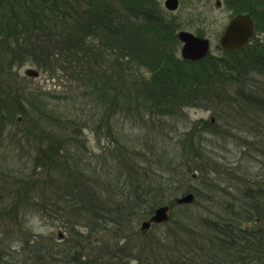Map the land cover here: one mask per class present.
I'll list each match as a JSON object with an SVG mask.
<instances>
[{"label": "rangeland", "instance_id": "obj_1", "mask_svg": "<svg viewBox=\"0 0 264 264\" xmlns=\"http://www.w3.org/2000/svg\"><path fill=\"white\" fill-rule=\"evenodd\" d=\"M90 1L106 8L112 7L111 2L114 3L113 6H119L116 7L117 12L112 9V23L115 22L119 27L139 23L138 19L122 16L125 11L118 0ZM164 1L153 0L163 19L177 21L179 24L180 28L174 32V39L162 37L161 47L157 45L154 48L156 41L154 38L150 39L151 32L143 24H138L135 39L129 41L124 38L126 30L122 35L124 41L112 34L116 44L120 48L124 47L128 54H125L126 58H121L120 54V59L117 56L115 61L112 57L106 71L102 70V65L106 69L105 64L99 60L98 71L79 72L73 55L59 50L63 45H57L56 48L52 46L54 49H50L48 54L57 55L53 56L52 66L46 69L36 67L31 61L22 62L23 57L19 52L16 53L17 56L0 52V58H4L6 65L9 64L8 76L0 77L15 82L19 89L23 88L22 100L36 99L38 96L53 111L54 119L43 124L49 126L47 129L53 132L54 137L61 136L60 139L65 140L63 145L67 148L63 154L58 153L56 156L62 160L60 164L70 168V171L77 167L76 181L82 182L81 187L90 182L91 187L96 184L97 195L91 207L96 208L94 210L99 220L105 218L95 220L83 205L76 206L74 201L61 206L63 202L58 201V196V202L52 199L56 204L46 209L44 204L46 200L51 203V193L55 197L70 187L65 185V181L71 182L74 174H65L61 170L49 175L42 171L38 185L42 188L39 191L41 198L36 200L40 209L25 208L26 198L14 200L11 192L17 188L26 189L30 184L22 185L17 179L8 184L6 175L25 179L32 173L34 159L38 158V153L31 151V146L38 142H42L43 147L47 144L43 137L37 138L39 134L37 135L36 124L39 121L35 117L28 119L22 112L12 113L11 116L0 113V194L5 197L0 204L7 207L5 211L1 210L0 216L6 210L9 212L11 208L14 209L10 216L0 218V264H38L32 245L39 246L38 254L43 253L44 258L48 257V253L45 254L43 250L47 246L57 252L58 258L65 257L63 255L69 250L77 251L82 256L75 262L77 264H93V261L95 264H114L110 257L112 255L116 259L117 254L120 257L132 255L128 258L129 264H136L137 254L141 253V258L148 257L145 248L138 252L140 243L152 240L173 243L172 232L180 233L177 226L180 222L189 221L187 215L190 209L213 216L220 213L217 203H243L245 190L253 194L258 187H264V133L261 131V128L264 131V118L254 119V116L260 115L261 108L255 107V112L243 108L248 106L246 101L252 98L250 93L245 92L243 99L241 95L237 98L234 92L215 95L212 87L205 85L208 80L202 78L203 86V80L199 79L203 74L200 73L197 78L202 81V85H194V90L190 93H178L185 106L178 105L173 111L174 105L180 104L179 102L155 104L144 101L143 98L135 105L139 110L123 101L120 105L108 103V100L100 101L98 95L89 89V84L99 73L100 77L108 79L111 90L114 89L110 91L116 92V96L124 93L145 96L141 85L152 82L153 75L157 74L154 72L157 64L172 65L176 60H181V43L177 39L179 31L208 39V56L215 59L224 57V51L219 48V36L229 23L231 15L239 10H256L253 11V19L258 18L257 29L262 33L255 35L248 47L264 51V45L258 43L261 41V34H264V0H178L179 5L175 11L166 10ZM217 2L220 5L217 6ZM83 11L90 12L91 8L81 5L80 12ZM61 26L59 24L57 27ZM99 26H103V23ZM102 47L99 50L106 52ZM158 47L160 58L162 57L159 63L152 54L159 52ZM138 49L139 54L136 52ZM144 51L143 56L141 54ZM149 56L154 60L155 67L152 69L149 65L151 62H148ZM141 57H144L145 62H138ZM28 68L38 71V76H25L24 72ZM259 71L248 76L247 84H257L264 91V68ZM80 73L91 81H76L75 78H79L76 75ZM94 73L95 76L92 75ZM124 81L127 82L126 87L120 89ZM236 100L242 106L235 105ZM29 102H21L26 112H30ZM102 108H107L108 111ZM103 115L107 118L102 122L100 119ZM106 131L108 139L103 134ZM112 138L117 142L111 141ZM118 147H123L124 151L118 150ZM39 152L43 154L41 150ZM11 185L15 187L12 188ZM160 185L162 190H159ZM50 186L53 190L47 195L45 191ZM188 192L195 195V200L188 206L173 207L169 223L152 225L142 237L135 235L140 233L141 223L152 214L151 212L144 219H139L140 211H148V207L156 201H161L164 205L173 203L176 198ZM32 193L35 194L33 191ZM87 201L86 204L90 202ZM248 202L251 203V200ZM110 209L115 214L109 218L107 212ZM124 209L127 214H134L131 218L134 222L128 225L121 221L118 226L115 222L117 213ZM69 217L77 218L71 220ZM53 264L63 263L55 261Z\"/></svg>", "mask_w": 264, "mask_h": 264}, {"label": "trees", "instance_id": "obj_2", "mask_svg": "<svg viewBox=\"0 0 264 264\" xmlns=\"http://www.w3.org/2000/svg\"><path fill=\"white\" fill-rule=\"evenodd\" d=\"M118 1L123 11H125L122 13V16L124 15L134 20L138 19L137 21H139V23L125 27H119L115 22L112 23V9L116 11V7L119 6H113L114 3L111 2V0V6L114 8H106L103 7V5L99 6L95 1L91 2L90 0H10V3H4L5 5L7 4L5 9L0 6V13L4 12L3 15L0 14V52H9L11 56H15L16 53L19 52L23 57V61L21 60L22 62L31 61L36 67L46 69L52 66L51 62L53 61V56L57 55L48 54L50 49H54V46L56 48L57 45H63L59 50L62 53L68 51L69 55L72 54L77 62L76 65L79 72L85 73L88 72V70H90V72L98 71L100 66L97 63L100 61L106 66L105 69L102 65V70L106 71L110 66L108 63L112 62V57L114 61L117 56L118 58L120 57V54L121 58H126L125 54H128L126 53L127 50L125 51L124 47L120 48V45L116 44V40L114 41L112 34H115V36L118 35V37H121L123 40L122 35L124 36L126 30L124 38L127 41L135 39L134 35L138 32V24L139 26L143 24V26L148 29L147 31L151 32L150 39L154 38V41H156L154 42L156 43L154 48L157 45L161 47L162 37L174 39V32L180 28L179 24L177 21L173 22L168 19H163L162 14L156 9L157 7L153 0ZM81 5L89 6L91 11L80 12ZM256 21L258 20L256 19ZM102 23L103 26H99ZM59 24L62 25L60 28L57 27ZM127 37H130V39ZM73 43H75V45ZM89 47L92 48L89 49ZM100 47L105 48L107 51H103L102 53L101 50H99ZM159 50L160 48L158 51ZM138 51L139 49L136 50L139 54ZM152 54L157 57L159 63V59L162 58H160V51ZM141 55L144 56L145 51ZM148 58V62H151L149 65L152 69L155 67L154 60L152 56ZM138 62H145L144 57H141ZM8 65L5 64L4 58H0V76H8ZM186 66L187 69L185 68ZM260 68H264V51L255 47L246 46L240 50L224 52V57L220 59H215L207 55L197 62L176 60V63L173 62L172 65L161 64L159 66V64H157L156 68H154V72L157 74L153 75L152 82L143 83V85H141L143 92L146 94L145 96H141L139 93L135 95L124 93L122 96H116V92H111L114 91V89L111 90V84L107 83L108 79L100 77L99 73L96 74V76L95 73L92 74L95 76L92 81L88 77L82 76L81 73L80 75H76L79 78L75 79L76 81H84L85 83L91 81L89 89L95 95H98L97 98L100 101L105 102V100H108V103L115 102L117 105H120L123 101L134 106L139 104L143 98L144 101H151V103L155 104H161L160 102L172 104L179 102L180 104L174 105L173 111L176 110L178 105L179 107L185 106V103L180 99L181 95H178V93H190L194 90V85H202V81L199 79H206L208 81H205V85L212 87L211 90H213L215 95L221 93L226 95L234 92L237 98L241 95L243 99L245 98V92L250 93L252 98L249 99V101L245 100L248 106L244 105L245 107L243 108H245L246 111L251 110L253 112H255L254 109L261 108L262 111L259 113L260 115L257 117L254 116V119H262L261 117L264 118V91L262 88H259L257 84H247L248 76L260 72ZM200 73L203 75L198 79L197 77ZM196 79H198L199 82H197ZM123 84L124 85H121L120 89H123L124 86L126 87L125 84H127V82L125 83L124 81ZM83 86L87 88L86 85ZM120 89L119 91H121ZM22 93H24L23 88L19 89L15 82H9L8 79L0 77V113H4L5 116H11L12 113L17 112L21 114L22 112L23 115L28 116V119H33L35 117V120L39 121L36 124L37 135L39 134L37 138L43 137L47 145L43 147L42 142H34L36 144L31 146V151H36L38 153V158L34 159L35 164L31 168L32 173L26 176L25 179L21 176H16L14 178V176L6 175L5 180L8 184L15 179H17V181L19 180L22 185L30 184L28 188L23 190L17 188L12 191V189L9 188L12 191L11 197H13L14 200L26 198L27 204L25 208L40 209L36 200L37 198H41L39 191L42 188L41 185L40 187L38 185L39 182H41L42 171L45 173L47 172L48 175L51 172L58 173L61 171L66 172L65 174H74L72 175L73 178L70 179L71 182L65 181V185H70V187L64 189L59 195L56 194L55 197L54 193H51L49 202L52 199L56 200L57 196L59 197L58 201L63 202L62 204L60 203L61 206L74 201L76 206L83 205V207L95 217V220H99L97 212L94 210L96 208L91 207L94 205V199H96L97 195L96 184L94 183L91 187L89 185L90 182L81 187L82 182L76 181L77 167H74V169L70 171V168L66 167L64 164H60L62 160L56 156V154L62 153L67 148L63 145L65 140L62 138L60 139L61 136L54 137L53 132L47 129L49 126L43 124L46 121H52V119H54L52 116L53 111L47 108L48 106L39 99L37 94L36 99L29 98L31 100H27L30 101V112L27 111L29 112L27 113L21 103L27 102L24 99L22 100ZM238 101L239 100L235 101V105L242 106ZM137 109L140 110V108ZM102 110L108 111L107 108H102ZM106 118L107 116L105 117V115L102 116V119L99 117L102 122L106 121ZM107 131L110 134L112 133L110 129H107ZM107 131L103 134L108 139ZM261 131L264 133L263 128H261ZM70 134L74 135L72 132H70ZM111 141L117 142L116 139L113 140V138ZM116 145H118V143H116ZM262 147H264L263 144ZM117 149L124 151L123 147H118ZM40 150L43 154L39 152ZM12 183L15 184V182ZM0 184H2L1 181ZM11 186L12 188L15 187V185ZM159 188V190H162L161 185ZM52 190L53 187L50 186L45 192L49 195V192ZM139 190L140 188L138 192H140ZM2 191L5 192V190ZM32 191L35 194H33ZM247 191L249 190H245L243 193V203H236L233 201L217 203V209L220 210V213L213 214V216L204 215L199 211L197 212L190 209L187 215L189 221L180 222V226L179 224L177 226L180 233L177 231L172 232L173 243H171V241L170 243L169 241L165 243L166 240H158V242L152 240L149 243H140V250H138V252H141L142 249L145 248L148 257L145 256V258H141V253L137 254V256L133 254L137 257L136 264H264V187H258V189L253 191V194ZM90 198L91 201L89 200ZM4 199L5 197L0 194V202ZM86 200L90 202L87 201L88 203L86 204ZM250 200L251 203L248 202ZM47 201L48 200H46L44 204L46 209L56 204L53 200L51 203H47ZM58 201L56 200L55 202ZM162 205L164 204H162L161 201L153 202L148 207V211L142 210L138 213L139 219H144L149 216L154 208ZM168 205H171L172 208L177 207L174 203H168ZM6 208L5 204H0V214H2L1 212L5 211ZM58 209H60L59 206ZM13 210L12 208L9 212L6 210L4 215L0 216V218L10 216L9 214H12ZM114 214V210L111 209L107 212L109 218L114 216ZM133 217L134 214H127L125 209L124 211L119 210L115 222L118 223V226L121 221L129 225L134 222V220L131 219ZM69 218L73 220L74 217ZM101 219L103 220L105 218L103 217ZM101 219L99 221H101ZM167 223H169V221ZM108 227L110 228V225H108ZM135 235L141 236L144 234L136 233ZM169 244L170 246H168ZM32 249L34 250L33 253L36 255L35 259L38 264H53L55 261L63 264H74L78 259L82 258L77 251L71 250L65 252V255H63L65 257L62 258L61 256L58 258L57 252L47 246L43 250H45V254L48 253V257L45 256L44 258L43 253L42 255L38 254L40 251L39 246L32 245ZM117 256L118 258L116 257V259L112 257V255L110 257L114 264H129L130 259L128 258H131L132 255L120 257L117 254ZM93 264H95L94 261Z\"/></svg>", "mask_w": 264, "mask_h": 264}, {"label": "water", "instance_id": "obj_3", "mask_svg": "<svg viewBox=\"0 0 264 264\" xmlns=\"http://www.w3.org/2000/svg\"><path fill=\"white\" fill-rule=\"evenodd\" d=\"M178 0H165L163 5L168 11H175L178 7ZM224 30L219 36V48L223 51H233L242 48L246 45L253 34L252 18L245 14L235 15L229 20ZM177 39L181 43L180 56L182 60L197 62L202 60L209 51V41L205 38L197 37L187 31H179ZM264 41V36H263ZM25 76L35 78L38 76V71L28 68L24 72ZM194 201V195L191 193L185 194L174 200L175 205H190ZM170 206L163 205L154 208V211L147 220L140 225V233L147 232L152 225L166 224L169 220Z\"/></svg>", "mask_w": 264, "mask_h": 264}, {"label": "flooded vegetation", "instance_id": "obj_4", "mask_svg": "<svg viewBox=\"0 0 264 264\" xmlns=\"http://www.w3.org/2000/svg\"><path fill=\"white\" fill-rule=\"evenodd\" d=\"M7 2H9L10 3V0H0V6H2V7H4V9H5V7H6V5L4 4V3H7ZM37 3V2H36ZM218 5H220V3L219 2H217V6ZM253 11H256L255 9L253 10ZM253 11H251V12H246L245 10H239V11H237L234 15H239V14H243V15H245V14H247V15H249L251 18H252V21H253V34L251 35L252 37H251V39L249 40V42L245 45V46H242V48H240V49H243L244 47H246V46H248L249 45V43H251V40H252V38L253 37H255V35H259L258 33H262L261 31H259L258 29H257V24H258V21H256V19L258 20V18L256 17V19H253ZM4 13V12H3ZM3 13H0L1 15H3ZM233 16V15H232ZM262 35V37H261V41L260 42H258V43H260V45H264V41H263V36H264V34H261ZM240 49H238V50H240Z\"/></svg>", "mask_w": 264, "mask_h": 264}]
</instances>
